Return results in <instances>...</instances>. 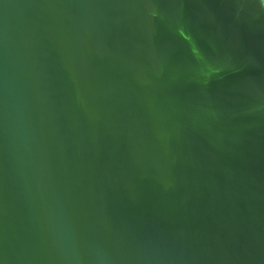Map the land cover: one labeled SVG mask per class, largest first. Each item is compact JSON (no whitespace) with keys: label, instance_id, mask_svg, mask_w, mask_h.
Wrapping results in <instances>:
<instances>
[{"label":"water","instance_id":"water-1","mask_svg":"<svg viewBox=\"0 0 264 264\" xmlns=\"http://www.w3.org/2000/svg\"><path fill=\"white\" fill-rule=\"evenodd\" d=\"M0 264H264V0H0Z\"/></svg>","mask_w":264,"mask_h":264}]
</instances>
